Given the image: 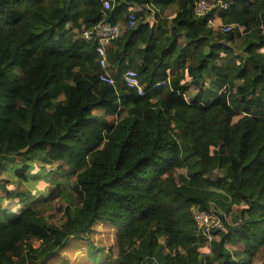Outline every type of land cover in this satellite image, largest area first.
Here are the masks:
<instances>
[{
	"label": "trees",
	"instance_id": "1",
	"mask_svg": "<svg viewBox=\"0 0 264 264\" xmlns=\"http://www.w3.org/2000/svg\"><path fill=\"white\" fill-rule=\"evenodd\" d=\"M194 1L0 0V175L18 180L0 179V264H44L97 221L116 251L89 242L93 264H264V0L202 17ZM129 9L107 71L135 70L143 94L100 80L82 36ZM193 207L230 214L209 244Z\"/></svg>",
	"mask_w": 264,
	"mask_h": 264
},
{
	"label": "built area",
	"instance_id": "2",
	"mask_svg": "<svg viewBox=\"0 0 264 264\" xmlns=\"http://www.w3.org/2000/svg\"><path fill=\"white\" fill-rule=\"evenodd\" d=\"M100 1H102L104 8H108L110 6V0ZM232 3L233 1L226 0H195L193 4V12L195 16L202 17L210 11L220 12L221 10L226 9ZM215 18L216 16H211L208 19V22L214 25ZM135 20V11L133 9H129L125 15V21L123 23L111 24L108 22H102L90 28H85L82 32V36L86 40L94 38L98 42L96 50L100 56L99 64L102 69V72L99 74L100 80L108 83L122 82L128 87L134 88L138 94H143L144 86L140 82L138 74L135 70H127L122 75L120 80L116 81L107 71V63L105 58L106 45H108L111 41L115 40L119 36L123 27H132L135 23ZM234 26L235 24H220L219 28L220 30L225 32L230 30ZM191 216L202 237H204L208 244L214 238L213 230L222 228L224 226V220H227L224 213H221L213 207H210L209 209H200L193 207L191 209Z\"/></svg>",
	"mask_w": 264,
	"mask_h": 264
},
{
	"label": "rangeland",
	"instance_id": "3",
	"mask_svg": "<svg viewBox=\"0 0 264 264\" xmlns=\"http://www.w3.org/2000/svg\"><path fill=\"white\" fill-rule=\"evenodd\" d=\"M219 26L220 24L214 25L215 29H218ZM108 121H112V117H108ZM6 168L4 169L2 175H0L1 183L5 184L7 187L14 188L18 184L17 177L12 174L13 173L12 169L9 166H6ZM29 182L30 181H24L23 187L30 189L32 191V194L36 192H42L45 188V183L43 182L40 183L39 181L36 182L34 181V183L36 184V186H38V188H35L34 184L30 185ZM41 210L44 218L46 220H49L51 219L49 217L55 213V206L53 203H48L43 205L41 207ZM225 215L227 222H229L231 218L230 214H225ZM115 233H116V229L111 224L107 222L97 221L93 224V226L88 232L83 234L84 235L83 239L75 236L69 237L66 245L57 255L53 257L54 260L53 258H50L44 264H93L91 262V259H89L87 255V250H86L87 245L92 243L95 246L101 247L104 250L103 253L114 254V252L116 251ZM45 241H46L45 238H39V237L31 238V243L35 247L43 244ZM207 246L208 245L205 246L203 245L202 251H208L207 249H205ZM228 247L233 249V247H236V245L234 244L233 246L228 245ZM262 260H263V255L260 254L257 257V259L254 260L253 264H260Z\"/></svg>",
	"mask_w": 264,
	"mask_h": 264
},
{
	"label": "crops",
	"instance_id": "4",
	"mask_svg": "<svg viewBox=\"0 0 264 264\" xmlns=\"http://www.w3.org/2000/svg\"><path fill=\"white\" fill-rule=\"evenodd\" d=\"M162 14H163V12H162ZM219 24H221L220 17L216 16L214 25H219ZM214 25H213V27H214ZM187 79H190V76H187ZM51 258H53V257H51ZM53 260H54V258H53Z\"/></svg>",
	"mask_w": 264,
	"mask_h": 264
}]
</instances>
